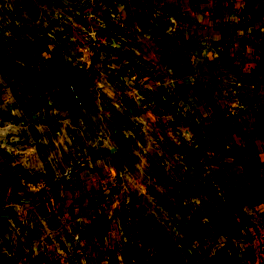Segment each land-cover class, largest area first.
<instances>
[{"label":"rangeland","instance_id":"obj_1","mask_svg":"<svg viewBox=\"0 0 264 264\" xmlns=\"http://www.w3.org/2000/svg\"><path fill=\"white\" fill-rule=\"evenodd\" d=\"M138 1L132 47L114 0H0V264H264V87L215 100Z\"/></svg>","mask_w":264,"mask_h":264},{"label":"crops","instance_id":"obj_2","mask_svg":"<svg viewBox=\"0 0 264 264\" xmlns=\"http://www.w3.org/2000/svg\"><path fill=\"white\" fill-rule=\"evenodd\" d=\"M114 3L115 36L133 47L140 41V21L133 12L139 1L114 0ZM150 3L164 13L163 17L158 12L157 15L163 18L161 24L171 30L168 32L177 30L182 35L180 45L193 66L188 77L201 82L215 100L225 96L223 89L230 80L238 79L241 86L264 87V0H150ZM171 15L176 17L175 27L171 26ZM103 26H107L106 30L111 27ZM81 46H78L80 50ZM102 54L104 58L111 57V53ZM249 102L254 105V111L242 114L243 120L251 121V125L243 124V130L261 156L264 154L261 123L264 91H255Z\"/></svg>","mask_w":264,"mask_h":264},{"label":"built area","instance_id":"obj_3","mask_svg":"<svg viewBox=\"0 0 264 264\" xmlns=\"http://www.w3.org/2000/svg\"><path fill=\"white\" fill-rule=\"evenodd\" d=\"M46 253H43V256H45Z\"/></svg>","mask_w":264,"mask_h":264}]
</instances>
